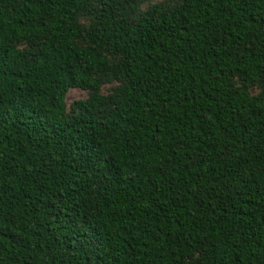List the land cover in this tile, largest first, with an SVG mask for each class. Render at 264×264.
Instances as JSON below:
<instances>
[{
  "label": "trees",
  "instance_id": "obj_1",
  "mask_svg": "<svg viewBox=\"0 0 264 264\" xmlns=\"http://www.w3.org/2000/svg\"><path fill=\"white\" fill-rule=\"evenodd\" d=\"M141 2L0 0V264H264V0Z\"/></svg>",
  "mask_w": 264,
  "mask_h": 264
},
{
  "label": "rangeland",
  "instance_id": "obj_2",
  "mask_svg": "<svg viewBox=\"0 0 264 264\" xmlns=\"http://www.w3.org/2000/svg\"><path fill=\"white\" fill-rule=\"evenodd\" d=\"M160 4L167 6L169 8H176L181 5V0H142V2L139 5L137 16L142 14L144 11H147L150 7ZM95 21L94 15L91 14H81L78 17V24L82 28L83 31L88 29L92 22ZM78 45L80 46H86L87 44L78 41ZM114 57L110 56V59L112 60ZM124 85V80H118V79H111L108 81H104L101 90L100 95L102 96H110L112 94H115L118 92V90ZM264 90V84H258L257 86L251 88L249 90V93L253 96H257ZM91 90L86 89H80V88H73L70 89L67 96H66V104H67V116L68 118H74L77 114L80 113L78 108H76L74 105L77 101H85L88 100L92 95Z\"/></svg>",
  "mask_w": 264,
  "mask_h": 264
}]
</instances>
